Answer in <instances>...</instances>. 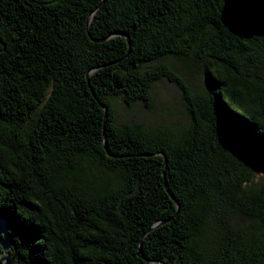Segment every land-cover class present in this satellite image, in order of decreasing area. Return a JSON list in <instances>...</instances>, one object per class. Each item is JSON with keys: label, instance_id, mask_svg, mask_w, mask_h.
I'll return each instance as SVG.
<instances>
[{"label": "trees", "instance_id": "obj_1", "mask_svg": "<svg viewBox=\"0 0 264 264\" xmlns=\"http://www.w3.org/2000/svg\"><path fill=\"white\" fill-rule=\"evenodd\" d=\"M0 212L13 264H264V0H0Z\"/></svg>", "mask_w": 264, "mask_h": 264}, {"label": "water", "instance_id": "obj_2", "mask_svg": "<svg viewBox=\"0 0 264 264\" xmlns=\"http://www.w3.org/2000/svg\"><path fill=\"white\" fill-rule=\"evenodd\" d=\"M12 230V219L0 212V264H13L14 258L11 253V249L14 245Z\"/></svg>", "mask_w": 264, "mask_h": 264}, {"label": "rangeland", "instance_id": "obj_3", "mask_svg": "<svg viewBox=\"0 0 264 264\" xmlns=\"http://www.w3.org/2000/svg\"><path fill=\"white\" fill-rule=\"evenodd\" d=\"M170 89H172V87L169 86L168 84H165V83L160 84L157 89L158 98L164 99L166 96H168L167 90H170Z\"/></svg>", "mask_w": 264, "mask_h": 264}]
</instances>
